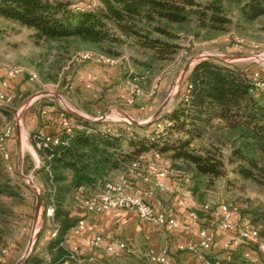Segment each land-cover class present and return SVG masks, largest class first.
<instances>
[{
    "label": "trees",
    "instance_id": "obj_1",
    "mask_svg": "<svg viewBox=\"0 0 264 264\" xmlns=\"http://www.w3.org/2000/svg\"><path fill=\"white\" fill-rule=\"evenodd\" d=\"M96 1L87 8L89 3L82 0H0V21L30 30L34 45L55 50L59 58L77 45L112 53L104 46L131 42L146 57L140 65L153 69L155 64L175 58L181 33H224L234 25H251L264 19V0ZM255 73L216 59L201 60L188 73L170 112L153 123L168 125L164 132L159 127L150 130L153 124L129 125L131 133L116 126L105 128L114 133L75 130L71 134L61 132L59 144L38 149L43 164L36 178L42 189L45 213L52 207L53 214L51 229H42L23 264H46L44 252L37 251L46 230H51V234L57 231V237L44 249L50 262L80 264L79 253L69 242L70 231L83 219L75 212L76 205L98 193L112 175L128 172L141 155L152 151L170 160L174 169L192 174L190 188L201 205L207 204L203 193L229 174L264 192V89L253 84ZM1 112L11 117L9 111ZM58 120L62 124L61 117ZM74 120L94 129L100 125ZM35 134L33 131V137ZM199 141L207 145L198 148ZM0 193L14 197L22 194V185L6 174L1 153ZM197 213L202 224L207 215L200 210ZM249 221L252 228H264V210L249 214ZM4 246L0 233V247ZM1 248L0 264H8ZM235 258L225 264H237ZM112 260L145 263L129 251ZM106 262L101 259L96 264ZM147 262L150 264L148 259Z\"/></svg>",
    "mask_w": 264,
    "mask_h": 264
},
{
    "label": "rangeland",
    "instance_id": "obj_2",
    "mask_svg": "<svg viewBox=\"0 0 264 264\" xmlns=\"http://www.w3.org/2000/svg\"><path fill=\"white\" fill-rule=\"evenodd\" d=\"M82 1H85V4L89 3L85 5L87 8L97 3L96 0ZM236 21L234 18V22ZM4 27L0 25V82L4 80L8 82L7 87L3 88V93L12 100L6 107L16 110V114L9 111L11 117H6L1 112L0 136L9 128L12 129L7 143L10 159L9 161L4 159L6 174L14 182L22 185L20 197L0 193V209L3 210L0 212V233L5 242V246L0 248L2 255L9 259L8 264H16L25 256L31 240L35 242L32 252L42 229H51V220L47 211L45 213V207L38 220H35L36 191L29 183L32 179L37 191L42 193L40 183L36 178L43 164L38 152L41 142L38 137L40 134L49 137L59 135L62 124H59L58 119L62 114H68V110L74 111L90 119L87 122L99 123L100 125L95 130L100 131L108 127L113 129L116 126V128L122 127L126 132L131 133L130 122L126 116L142 125L137 127H147L151 125L148 123L169 97L171 101L162 115L170 112L184 88L188 75L184 72V68L188 62L197 58H202V60L209 56L232 58L223 62L234 64L244 71H254L264 78V19L251 25H234L224 33L200 31L198 36L190 32L181 33L178 41L180 48L175 58L165 64H155L153 69H145L140 65L146 61V57L138 52L131 42L113 46L105 45L104 48L111 49L112 53L87 45H77L75 50L59 58L55 50L51 51L31 42L35 46L33 48L20 40L22 38L17 40V37L23 35L20 34L21 31L8 27L5 30ZM12 43L21 44V48L12 51L9 48ZM86 54L93 57L91 59L81 58ZM96 56L104 57L109 61L99 62ZM13 69H20V75L16 79L7 80V73ZM41 93L46 94L41 95ZM103 118L104 121H100ZM17 123L20 126V138L16 132ZM35 124L36 129H33ZM163 125V123L160 124V126ZM43 127H46L45 130L42 129ZM158 127L159 125L153 124L149 129L153 130ZM33 131L36 133L34 137ZM206 145L205 141H199L196 144L198 148ZM171 170L172 182L177 184L178 190L171 188L166 195L175 194L182 201L192 197L193 201L201 205L194 196L192 188L181 186L182 176L190 173L187 171L182 173L174 169L172 164ZM35 171L36 174H34ZM145 174L148 181L136 178V170L131 166L128 172L116 173L106 182H116L125 178L133 186L139 185L147 190H154L153 199L159 202L164 210L172 209L175 214V208L167 204L168 198L165 194L154 188L155 181L152 174L147 169ZM203 194L206 203L211 205L212 213L216 212L222 204H231L238 208L242 219H246L248 223H250L249 214L264 210V192L250 182L237 179L233 174L219 179L214 187ZM75 212H84L81 202L76 205ZM206 219L212 222L210 218ZM201 226L212 232L216 229L214 223L207 224L206 221ZM260 231L261 236L264 237V228ZM36 233L38 234L35 236ZM116 238L125 242L119 235ZM175 238L182 240L187 239L188 236L182 234ZM138 245H140L137 248L138 253H132V255L147 264L149 252L147 242L139 239ZM245 248L258 252L257 246L250 245ZM130 249L133 248L128 245V251ZM37 251L44 252L46 262L48 258L50 259L42 247H37ZM96 254L107 260V264H123L119 260L110 259L103 249H97ZM218 255V260L222 261L221 253ZM89 256L79 254V263H98L96 261L86 262ZM234 257H236L237 264H246L240 255L231 256L232 259ZM260 259V264H264V256ZM222 263L225 264L223 261Z\"/></svg>",
    "mask_w": 264,
    "mask_h": 264
},
{
    "label": "built area",
    "instance_id": "obj_3",
    "mask_svg": "<svg viewBox=\"0 0 264 264\" xmlns=\"http://www.w3.org/2000/svg\"><path fill=\"white\" fill-rule=\"evenodd\" d=\"M93 57L90 54L81 56L83 59H91ZM99 62L109 61L104 57L96 56ZM21 73L20 69H13L7 73V80L16 79ZM252 82L258 89H264V80L258 74L255 73L252 77ZM8 82L6 80L0 82V108L5 107L11 103L12 98L6 97L3 93V88L7 87ZM1 114V110H0ZM62 128L61 132L71 134L75 130H83L87 133H96L97 130L77 123L74 119L68 118L65 114L61 115ZM130 125V124H129ZM168 126V125H167ZM165 125L160 126V132H164ZM103 133H114L111 129H103ZM12 134V129H8L2 136H0V153L4 159L9 161L8 154V138ZM60 133L57 136L49 137L40 134L41 140L39 149L44 146L57 145L60 143ZM132 167L136 170V178H142L144 181H148L145 170L152 174L154 177V188L162 194H167L171 191V187L168 185V181H172L173 175L171 170V163L161 154L152 151L140 156L139 160L135 162ZM191 175L184 174L180 180L181 186L190 188ZM175 183V182H174ZM176 184V183H175ZM177 185V184H176ZM154 190H147L139 185H132L130 181L123 178L116 182H106L103 185L102 190L99 193L90 195L81 201V207L86 215L101 214L107 211H129L138 215L139 219L156 226L158 229L167 231H176L180 228V225L173 213V210H164L161 204L153 199ZM189 195V193H187ZM155 201V202H154ZM183 202V201H181ZM186 207L185 203H182ZM189 210V225L186 226L187 230H197V242H189L185 244L177 245V250L181 252H188L199 257L201 264H224L220 260H211L204 255L205 252L212 251L221 246L222 250L231 255L233 253L238 254L248 264H260L261 255H264V237L261 236L260 228L250 227L246 219L239 221L234 220L235 213L238 212V208L231 204H222L219 207L221 216L217 222L218 229L222 232L232 233V236L228 237L223 245H220L217 241L215 234L209 229L201 226L200 216L197 211H203L205 213L211 212V205H199L192 199L189 201V205L186 207ZM53 214V208L47 210V215L51 217ZM86 230V221L82 219L79 223L70 231L69 237H74L82 234ZM57 237V231L52 233V238ZM257 246L258 252L247 249L245 246ZM89 247L92 250L104 249L105 253L112 259H118L128 251V246L125 242L115 238L111 234L95 233L89 239ZM74 252H78L76 248ZM148 258L150 264H172L171 256L168 249L154 248L148 252ZM230 259V258H229ZM46 264H51L50 259H47Z\"/></svg>",
    "mask_w": 264,
    "mask_h": 264
},
{
    "label": "crops",
    "instance_id": "obj_4",
    "mask_svg": "<svg viewBox=\"0 0 264 264\" xmlns=\"http://www.w3.org/2000/svg\"><path fill=\"white\" fill-rule=\"evenodd\" d=\"M0 25L1 26L4 25L5 30H7L6 27H8L9 29H16L21 31L20 34L23 35L22 37L20 36L17 37V40L18 38H22L20 40H22L25 43H28L33 48L35 47L33 44H31L30 36L32 32L30 30L19 27L7 21H0ZM10 46L9 48L12 51L21 48V44L15 45L12 43ZM41 126H43L42 123ZM45 128L46 127H43L42 129L45 130ZM33 129H36V124L34 125ZM167 183L172 189L178 190L174 182L169 180ZM165 196L168 198L166 200L167 204L172 205L173 208H175V217L180 225V228L178 230L167 231L163 229H158L156 226L140 220L136 213L129 211H121V210L107 211L98 216H94L95 214L86 215L84 212H78L77 214L86 221V230L80 235L69 238L71 247L73 249L76 248L79 254H88V256L90 255L88 257L89 258L88 263H90V261L98 262L99 260L102 259V256L96 254L97 250H92L89 247V239L95 233H106L113 235L115 238L116 236L119 235L123 240H125V242H128L129 244L128 243L127 244L132 246L133 248L129 250V252L131 253H138L137 248L140 246L138 245V240L140 239L141 241L144 240L145 242H147L149 250L152 248L156 250L168 249L171 256L172 264H201L199 257H197L196 255L177 250V245L179 244L197 242V230L186 229V226L189 225V210L186 207L189 205V201L192 199V197L187 195L188 197H190V199L187 198L184 199L183 203H185L186 205V207H184V205H182L181 202L182 199L179 196L175 194L170 196L169 195L167 196L165 194ZM205 215L207 216L203 218L202 221L203 222L206 221L207 224L208 223L215 224L216 229L213 233L215 234L218 243L220 245H223L225 240L228 237L232 236V233L222 232L218 229L217 222L221 216L219 208L216 212L213 213L208 212ZM206 218H210L212 222L207 220ZM241 219H242V215L240 214V212L235 213L234 220L239 221ZM182 234L187 235L188 238L182 240L181 238H177V239L175 238V237H180V235ZM51 240H52L51 231L46 230L42 234V237L39 240L38 247L39 248L42 247L43 249H45V247ZM154 244H156V246ZM219 253H221L220 258L225 263L230 262L232 260L231 256L235 254V253L231 255L226 254L220 246L212 251L205 252L204 255H206L208 259L218 260ZM119 261L121 262V260Z\"/></svg>",
    "mask_w": 264,
    "mask_h": 264
},
{
    "label": "water",
    "instance_id": "obj_5",
    "mask_svg": "<svg viewBox=\"0 0 264 264\" xmlns=\"http://www.w3.org/2000/svg\"><path fill=\"white\" fill-rule=\"evenodd\" d=\"M205 59H216V60H220V61H226V60H231L232 58H219V57H214V56H209ZM202 58H197L193 61H190L188 62V64L185 66L184 68V72L185 73H189L190 70L199 62L201 61ZM204 60V59H203ZM46 93H41V95H44ZM171 101V97L167 98L166 101L163 103V105L161 106V108L158 110V112L155 114V116L153 117V119L148 123V124H152L154 122H156L160 116L162 115V113L164 112V110L167 108V106L169 105ZM1 111L3 110H7V111H11L13 112L14 114H16V110H13L9 107H2L0 108ZM68 114L74 118V119H78V120H81V121H90V119L82 116V115H79L78 113L74 112V111H71V110H68ZM126 118L128 119V121L130 122L131 125L133 126H142L140 123H138L137 121L131 119L130 117L126 116ZM100 121H104V118L101 119ZM16 132H17V136L18 138H20V126L19 124L17 123V126H16ZM34 174H36V171L34 172ZM30 186L36 191V199H37V202H36V208H35V220H38V218L40 217V215L42 214V210H43V207H44V201H43V195L42 193H40L39 191H37V189L35 188L34 186V182L32 179H30ZM38 233L35 234V236L37 235ZM35 242H33V240L30 241L29 243V247L26 251V254L25 256L20 260L18 261L16 264H23L25 262V260L28 258V256L30 255V252L32 250V247L34 246Z\"/></svg>",
    "mask_w": 264,
    "mask_h": 264
}]
</instances>
